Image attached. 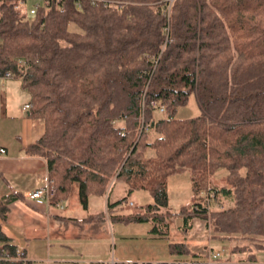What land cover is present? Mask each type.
Instances as JSON below:
<instances>
[{"label": "trees", "instance_id": "16d2710c", "mask_svg": "<svg viewBox=\"0 0 264 264\" xmlns=\"http://www.w3.org/2000/svg\"><path fill=\"white\" fill-rule=\"evenodd\" d=\"M110 1L30 14L27 0H0V77L20 80L43 121L25 151L44 159L52 203L77 183L82 202L105 195L110 222H146L159 239L172 215L198 217L226 245L210 264H264V0ZM190 95L199 112L177 117ZM183 172L191 204L172 212L167 178ZM115 181L125 192L110 203ZM134 191L150 199L121 212ZM8 202L0 264H32L1 227ZM168 251L207 264L182 242Z\"/></svg>", "mask_w": 264, "mask_h": 264}, {"label": "crops", "instance_id": "0c3cea01", "mask_svg": "<svg viewBox=\"0 0 264 264\" xmlns=\"http://www.w3.org/2000/svg\"><path fill=\"white\" fill-rule=\"evenodd\" d=\"M26 104H30V94L20 80L1 76L0 148L4 152L0 154V197L9 196L1 227L26 260L32 264H174L190 257L169 253V243L182 242L189 253L225 250L223 244L217 248L215 243L224 241L210 238L207 223L198 217L184 221L182 215H172L165 239L150 238L146 222H110L105 195L90 194L82 202L77 183L70 185L59 206L23 198L24 192L46 178L44 159L25 151L44 128L42 119L31 117L23 108ZM124 192L122 184L113 200L109 195V202ZM127 205L135 204L128 201Z\"/></svg>", "mask_w": 264, "mask_h": 264}, {"label": "rangeland", "instance_id": "374dc122", "mask_svg": "<svg viewBox=\"0 0 264 264\" xmlns=\"http://www.w3.org/2000/svg\"><path fill=\"white\" fill-rule=\"evenodd\" d=\"M31 3L30 0H27L26 5H29ZM199 112V108L197 106V103L193 97V95H190L188 97V100L185 105L179 107L176 112V116L180 118H185L189 116L196 115ZM155 134H150V137H154ZM188 175L186 172L183 173H177L174 175H171L167 178V198H168V208L172 212H177L179 207L181 205L188 206L191 202L190 198V190H189V182H188ZM122 185L120 182L115 181L110 186V198L113 200L116 194V190H118V187ZM141 194H139V193ZM147 199H143V196ZM149 196L143 192V191H134L132 194L127 197L125 203L121 204V212L125 213L127 211H130L132 209L131 206L127 205L128 201L133 202L135 205L139 204L141 202H144L145 200H149ZM121 225V224H117ZM132 230H135L136 228L131 227ZM217 248L220 247V245H225L224 242H218L215 243ZM113 249V248H112ZM219 250V249H218ZM157 251V250H156ZM256 259L260 263H264V252H260L256 255Z\"/></svg>", "mask_w": 264, "mask_h": 264}, {"label": "built area", "instance_id": "2783aa9c", "mask_svg": "<svg viewBox=\"0 0 264 264\" xmlns=\"http://www.w3.org/2000/svg\"><path fill=\"white\" fill-rule=\"evenodd\" d=\"M18 2L22 1V0H17ZM47 0H32L31 3V7L29 9V13L32 14L34 9L38 6V4L40 2L45 3ZM82 0H74V4L77 8L80 7V2ZM86 1L88 4L90 5H95V4H101L102 6L105 7H113V1L110 0H83ZM167 1V5L169 7V5L171 4L172 0H166ZM23 108L27 109L29 108V104H26L23 106ZM158 111L161 112V107L158 108ZM4 151L0 148V153H3ZM54 186L52 181L48 180L47 178H45L42 182V184L40 186H38L37 188L30 190V191H26L23 193V198H25L26 200L29 201H33L37 204H53V205H57L59 206L61 204L60 200H57L55 202L52 203L53 201V197H54ZM21 252L18 249L17 250V255H20ZM220 255H222V251H207V263L210 264L211 260L215 259L216 257H219ZM109 264H115L113 261H110Z\"/></svg>", "mask_w": 264, "mask_h": 264}]
</instances>
